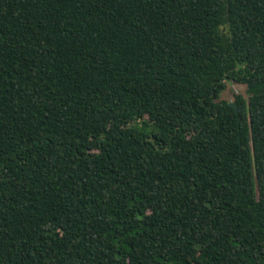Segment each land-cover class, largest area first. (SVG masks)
<instances>
[{"label":"trees","instance_id":"1","mask_svg":"<svg viewBox=\"0 0 264 264\" xmlns=\"http://www.w3.org/2000/svg\"><path fill=\"white\" fill-rule=\"evenodd\" d=\"M0 264H264V0H0Z\"/></svg>","mask_w":264,"mask_h":264},{"label":"rangeland","instance_id":"2","mask_svg":"<svg viewBox=\"0 0 264 264\" xmlns=\"http://www.w3.org/2000/svg\"><path fill=\"white\" fill-rule=\"evenodd\" d=\"M245 84H238L235 82H228V87L221 93L222 98L231 99L234 93L244 92Z\"/></svg>","mask_w":264,"mask_h":264}]
</instances>
